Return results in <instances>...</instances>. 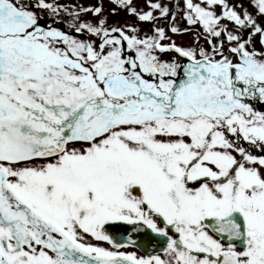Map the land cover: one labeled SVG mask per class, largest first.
Listing matches in <instances>:
<instances>
[{"label":"snow or ice","instance_id":"6c2138e0","mask_svg":"<svg viewBox=\"0 0 264 264\" xmlns=\"http://www.w3.org/2000/svg\"><path fill=\"white\" fill-rule=\"evenodd\" d=\"M0 264H264V0H0Z\"/></svg>","mask_w":264,"mask_h":264}]
</instances>
